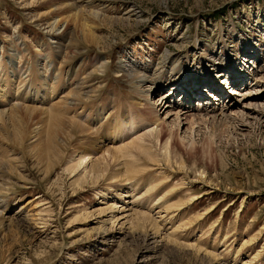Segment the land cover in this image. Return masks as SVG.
<instances>
[{
    "label": "rangeland",
    "instance_id": "rangeland-1",
    "mask_svg": "<svg viewBox=\"0 0 264 264\" xmlns=\"http://www.w3.org/2000/svg\"><path fill=\"white\" fill-rule=\"evenodd\" d=\"M52 2L58 0H0V110L40 108L35 95L52 94L58 80L59 97L78 87L83 94L94 89L78 116H94L104 105L106 113L92 124L94 134L77 133L64 156L53 159L42 156L46 137L32 130L38 114L18 111L15 143L1 132L0 177L6 190L0 192V214L18 223L4 220L0 229V264H264V125L242 132L236 123L213 125L207 148L192 152L177 144L186 162L181 164L168 135L161 141L154 137L158 126L141 115L119 67L123 58L139 69L149 63L146 72L160 71L169 64L167 57H175L189 73L221 76L220 70L224 80L232 64V70L241 69L242 80L245 74L248 82L264 83V0H95L87 7L100 12L89 17L97 38L93 44L72 24L61 34L46 30L45 22L58 15L50 13ZM239 83V91L246 92L248 86ZM203 84L212 88L208 78ZM229 95L235 103L264 105V99ZM211 102L219 107V100ZM169 109L184 110L174 104ZM115 116L122 124L123 116L131 119L132 137L102 139L90 161L77 163L97 135L105 136ZM22 117L27 119L23 127L16 124ZM140 135L138 144L149 148L153 161L136 153L141 170L130 180L109 176L124 170V158L96 175L92 164L101 161L104 150ZM6 156L14 163L1 160ZM135 212L149 214L157 226L148 220L146 228L137 227ZM190 245L201 250L200 257Z\"/></svg>",
    "mask_w": 264,
    "mask_h": 264
},
{
    "label": "bare ground",
    "instance_id": "bare-ground-1",
    "mask_svg": "<svg viewBox=\"0 0 264 264\" xmlns=\"http://www.w3.org/2000/svg\"><path fill=\"white\" fill-rule=\"evenodd\" d=\"M47 1L50 2L52 0ZM94 1L95 0H58V2L56 3H50V13H57L58 15L55 14L57 16L51 17L49 21L45 22L46 30L48 29V31L52 32V34H61L62 31L64 32V30H66V28L70 24H72L74 26V29L81 30L85 37V40H87L88 43H97V38L94 35V32L91 31L95 26L91 25L90 20L92 19H90L89 17L94 16V18H97L100 16V12L96 10H87L88 4ZM84 3L85 5H83ZM77 40L78 39H76V41ZM73 55L74 53H71L69 57L71 58L73 57ZM66 58H68L67 55ZM167 61L169 64L167 66L165 65L164 70L160 71L156 69L153 70V68L150 66V71L146 72L145 69L149 68V63L147 65L144 64L145 68L139 69L133 63L125 64V59L123 58H121L120 60L119 67L122 68L124 73L126 72V76L129 78L128 82L129 84H131V88L136 94L135 97L137 101L135 102V105H137V107H139L141 111L143 110V114L141 115H148L146 119L148 120L150 118V120L156 123L158 126L156 128V135L154 137L158 141H161L168 135V138L171 140L170 146L172 148L171 151L174 159L181 160L183 158L181 157V153L178 152V143H180L182 148L192 152L200 146L203 149H205V147L207 148L210 145L211 140L209 139V135L207 133L210 132L208 130H211L213 125L236 123V126L238 127V129L240 128L241 132L246 129L255 130L263 127L264 105H262L261 102L259 104L252 102V100H249L250 102L244 101V103L239 104L240 101L238 103H235L234 101H232V96L229 95V93H231L232 95L240 93L242 95V98L245 97L244 100L247 98H253L258 101L259 99H262L263 101L264 83L260 82V80L258 79L259 77H256L259 81L254 82L255 78H253L251 79V82H248L250 79H248L245 74V77L242 80V76L240 74L242 73L241 69L232 70L231 68H229V71L226 74V78H223L224 80H221V78L224 77V71L218 70L221 73V76H216V72H210L212 74L211 76L210 73L208 75H203L201 73L202 71H191V73H189V71L187 70L189 68L185 67L183 63L180 62V60H178L177 58L175 59V57H167ZM231 65H229V67ZM32 70L34 71L33 77H37L39 75H37V71L34 68H32ZM175 72H180L178 74V77L172 76ZM27 77H32V74L29 73ZM207 78L208 83L211 84L212 88H209L207 85L203 84V82H206ZM240 79L242 81H240ZM182 81L183 84H180V82ZM191 81H193L194 84L189 85ZM239 82H243L245 84V87L248 86L246 92L243 91L242 93V91H239L240 89L238 86L241 84ZM52 84V94L48 92L42 95H35L38 100H42L40 104H42L43 106H40V108L37 107V105H16L9 109L0 110V137L2 139L5 138L4 135H1V132H3L6 135V139L15 143L18 140L19 134L18 130H16L18 128L13 126V122L16 119L15 115L25 109L26 114L29 113L32 115L33 113H36L39 116L37 117L38 119H36L37 121L35 122L32 130L33 132L37 130L35 134L38 137H46L45 140L47 141L48 147L47 150H44L42 152V156H45L47 158L52 156L53 159V156L55 154H61L62 156H64L65 149H68V144H70L72 139L76 138L77 133L81 135L85 134L86 136H88L89 134H94L95 132H92V130L94 129L92 124H95V122L99 123V121H101V118L103 117L102 115L106 113V106L104 105L103 107H97L96 115L94 116H91L88 113V115L85 114L84 119V117H82L83 113L78 116L79 114L76 112L78 110V107H80L82 103H84V101L86 104L88 99L91 98L90 93H92L94 89L91 91L87 90V92L83 94L79 93L80 90H78V87L74 90H71L70 92L68 91L67 94L65 93L66 95L64 97L63 95L59 97L58 80L53 82ZM232 86L238 88H235L233 92H230L232 90ZM160 91H163V95L162 93H160L161 96L158 97ZM156 94L157 97L153 99ZM211 94H213V96L211 97L212 101L214 99L219 100V107H217L214 102H211V99L209 97V95ZM82 95H85V100ZM179 95L181 98L177 101V97ZM31 97L33 98L34 96ZM56 98L58 99L52 102V100H55ZM149 98H151V100H149ZM175 98L176 100L173 101ZM176 101L178 103H176ZM191 101H193V103H191ZM172 104L184 110L173 112L169 109V106ZM181 106L184 108H182ZM214 107L218 108V112H216L217 110H214ZM201 108L202 110H199ZM227 108H231L230 111H227ZM164 113L165 115L164 117H162V114ZM123 119V121L126 122L122 124L121 121H118V116L111 118L112 122H110L111 124L108 132L104 134L105 136L97 135V139H93V145L91 146L90 144L89 146L85 147L84 154L77 157L79 160L77 163L82 164L84 163V161H90L91 158H93L92 153L94 152V150H100V144L104 143L106 139L112 141L123 139L125 141L130 136L129 132L132 133L136 129L134 128L135 126L133 127V123L131 119H129V117L123 116ZM23 120H26V122H23ZM16 121V124L22 125L21 127H23L27 123V119L24 117ZM151 134H153V132H151ZM143 135L137 136L134 141H128V143H124L121 146L118 145L119 147H109V149L107 148L106 150H104L102 154L107 157L105 158V156L101 155V161L94 162L92 164V169H94V171L97 173L96 175L100 176L102 173L104 174L111 167L112 163L114 164L117 161L119 163V159L124 158V160L126 159L124 162L122 161L124 170L109 171L110 179L118 181L120 180V178H122V176H126L127 180H130L132 177H134L138 173V171L141 170L140 168H138L139 166L137 167L136 164V153H145L147 157L149 155V159L150 156L151 158L155 159L153 155L148 153L149 148L138 144V141L142 139ZM102 139L105 140L103 141ZM166 150L169 151V147H167ZM108 157H110V159ZM1 160L5 163L7 161L14 163L10 160V157L7 156L5 159ZM182 160L180 162L181 164L186 163ZM4 182L5 181H3L0 177V187L2 188L0 192L6 190ZM135 217L136 221L134 222H136L137 227L146 228V223L148 222V220L151 222V224H153L152 226H157L156 220L153 219V217L149 214L138 212L136 213ZM4 220L5 222L9 221V218L5 219V217L0 214V229L5 223ZM9 222L10 225L14 226H17L16 224L18 223L13 220H10ZM169 241L170 243H175V245L177 246H183L181 243H177L171 239H169ZM190 246L191 247L189 248H191L192 250L196 249L197 252L194 253L197 255V257H200L201 250L193 245ZM208 254H206L207 257H211Z\"/></svg>",
    "mask_w": 264,
    "mask_h": 264
}]
</instances>
